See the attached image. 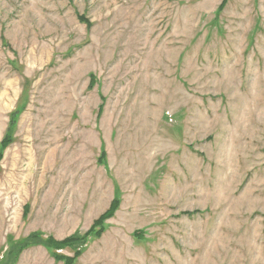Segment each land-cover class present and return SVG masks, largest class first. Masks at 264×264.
Instances as JSON below:
<instances>
[{"label":"rangeland","instance_id":"rangeland-1","mask_svg":"<svg viewBox=\"0 0 264 264\" xmlns=\"http://www.w3.org/2000/svg\"><path fill=\"white\" fill-rule=\"evenodd\" d=\"M0 153V264H264V0H0Z\"/></svg>","mask_w":264,"mask_h":264},{"label":"trees","instance_id":"trees-1","mask_svg":"<svg viewBox=\"0 0 264 264\" xmlns=\"http://www.w3.org/2000/svg\"><path fill=\"white\" fill-rule=\"evenodd\" d=\"M1 153H0V158H1ZM117 209V204H116V202H114L113 204H112V206L109 208V210L108 211H106L102 216H100L99 218H98V220L96 221V224H99L100 222H102L103 221V219H105L106 217H108V216H112L113 214H114V212H115V210ZM67 260H69L70 261V259H67ZM66 260V261H67ZM69 261H67V263L69 262ZM69 264V263H68Z\"/></svg>","mask_w":264,"mask_h":264}]
</instances>
